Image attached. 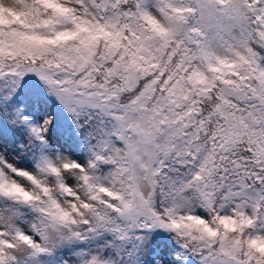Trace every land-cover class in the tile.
Masks as SVG:
<instances>
[{"label": "snow or ice", "instance_id": "6c2138e0", "mask_svg": "<svg viewBox=\"0 0 264 264\" xmlns=\"http://www.w3.org/2000/svg\"><path fill=\"white\" fill-rule=\"evenodd\" d=\"M0 264H264V0H0Z\"/></svg>", "mask_w": 264, "mask_h": 264}, {"label": "rangeland", "instance_id": "374dc122", "mask_svg": "<svg viewBox=\"0 0 264 264\" xmlns=\"http://www.w3.org/2000/svg\"><path fill=\"white\" fill-rule=\"evenodd\" d=\"M83 155V154H81ZM17 164L20 165V166H29L31 165V161L30 160H21V161H17Z\"/></svg>", "mask_w": 264, "mask_h": 264}, {"label": "trees", "instance_id": "16d2710c", "mask_svg": "<svg viewBox=\"0 0 264 264\" xmlns=\"http://www.w3.org/2000/svg\"><path fill=\"white\" fill-rule=\"evenodd\" d=\"M31 161V160H30ZM31 163H32V161H31Z\"/></svg>", "mask_w": 264, "mask_h": 264}]
</instances>
